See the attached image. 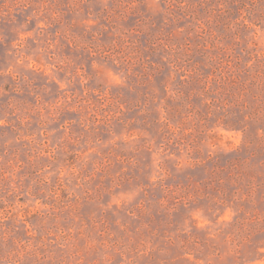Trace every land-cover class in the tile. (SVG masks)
Segmentation results:
<instances>
[{"label": "rangeland", "instance_id": "rangeland-1", "mask_svg": "<svg viewBox=\"0 0 264 264\" xmlns=\"http://www.w3.org/2000/svg\"><path fill=\"white\" fill-rule=\"evenodd\" d=\"M263 65L264 0H0V264H264Z\"/></svg>", "mask_w": 264, "mask_h": 264}, {"label": "trees", "instance_id": "trees-1", "mask_svg": "<svg viewBox=\"0 0 264 264\" xmlns=\"http://www.w3.org/2000/svg\"><path fill=\"white\" fill-rule=\"evenodd\" d=\"M236 78L238 79L239 85L242 89H250V87H255V89H261V91L264 93V65L256 69L254 74L247 73V77L240 78L239 76H237ZM204 90L206 91V89ZM260 101L262 104L260 108H262V110L264 111V99H261ZM255 112L256 111H252L251 113H249L251 119L256 118V116H254ZM257 114L258 113H256V115ZM258 130H263L262 136H264V127H259Z\"/></svg>", "mask_w": 264, "mask_h": 264}]
</instances>
